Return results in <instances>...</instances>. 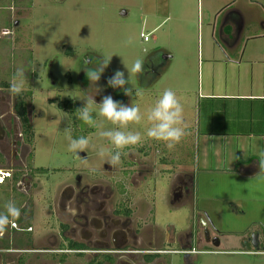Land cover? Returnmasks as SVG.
Masks as SVG:
<instances>
[{
  "label": "rangeland",
  "instance_id": "obj_1",
  "mask_svg": "<svg viewBox=\"0 0 264 264\" xmlns=\"http://www.w3.org/2000/svg\"><path fill=\"white\" fill-rule=\"evenodd\" d=\"M212 14L206 0H0L1 108L12 109L15 104V96L8 92L9 78L17 68H23L26 85L22 95L33 132L32 143L27 145L18 138L15 121L16 159L3 166L19 171L28 164V168L39 171L30 179L36 186L32 202L15 220L19 228L32 225L34 237L29 240L4 231L0 238V264H60V254L17 252L42 249L47 242L59 243L55 237L49 241L48 236L49 227L54 229L53 235L57 231L56 222L49 219L52 201L59 187L74 183L78 177L91 184L102 178L111 181L113 188L115 181L134 180L135 187L129 190L136 191L133 196L141 211L135 217L143 219L149 212L150 238L154 227L161 233L169 230L182 244L179 246L175 240L177 243L168 245L169 237L166 245L158 241L160 258L151 264H264V174L245 177L238 169L226 171L223 161L227 155L223 158L221 151L220 157L215 158L220 162L213 161L210 152L209 169L200 172L202 155L207 151V144L201 143L204 134L221 128H246L235 121L224 127L214 125L222 123L225 116L208 113L212 101L204 97L206 77L200 65H205L207 57L218 58L212 57L218 53L210 40ZM217 37L216 33L214 41L221 46ZM109 57L102 75L106 81L116 71L124 72L127 79L126 68L138 57L143 58L145 68L143 74H130V85H126L141 88L143 94L139 97L125 96L118 88L104 90L100 80L96 85L102 89L100 93L115 94L119 100L126 98V106L132 103L141 112L140 123H130L127 128L139 131L141 142L126 148L127 153L123 150L118 165L110 164L107 156L97 155L100 149L114 151L108 139L99 135L100 131L115 130L111 122L96 116L98 110H94V117L102 120L99 129L89 128L79 120L74 126L72 119L57 108L63 102H73L79 109L84 107L82 93L90 84L80 74L85 73V67ZM153 63L157 64V75L148 70L149 66L154 67ZM165 89H171L182 105V127L186 130V135L171 149L144 136L149 126L146 113ZM101 99L100 94L94 97L97 104ZM244 111L248 116L250 109ZM12 116H7L6 122ZM69 134L86 136V150L78 155L70 152ZM122 172L128 173L124 179ZM23 179H27L25 175ZM179 180L188 184V192L184 189L182 196L172 191ZM9 190L7 186L0 187V211L4 203L15 199L6 198ZM200 216L208 224L209 239H216L219 244L203 240L202 231L198 230ZM187 233L196 238L193 241V235L188 243L193 248L188 256L182 253L188 250L184 243ZM66 255L63 264H89L94 256ZM139 257L135 262L140 264Z\"/></svg>",
  "mask_w": 264,
  "mask_h": 264
},
{
  "label": "flooded vegetation",
  "instance_id": "obj_2",
  "mask_svg": "<svg viewBox=\"0 0 264 264\" xmlns=\"http://www.w3.org/2000/svg\"><path fill=\"white\" fill-rule=\"evenodd\" d=\"M84 63L88 64L85 58ZM153 65L154 67L149 66L148 70L156 74L157 64L155 65L153 63ZM81 75L85 76V73L80 74V77ZM102 77L103 76L100 78V87H104V90L111 91L112 88H106L107 81ZM86 81L88 80L86 79ZM100 96L104 97L109 95L103 92L100 93ZM111 97L114 101H118L122 104L125 103V105L127 104L125 101L126 98L119 100L115 94L111 95ZM2 101L3 100L0 99V156L4 160L3 164L7 165L6 162L12 164V161H14V158L16 159L17 155L14 150L16 146L14 139L17 133L15 130V121L19 126L18 138L20 139L21 134L20 123L14 112L15 104L12 106V109H2ZM11 113L13 114L12 120L6 122L7 119L5 118L11 116ZM127 150L128 149H124V152H129ZM157 153L156 151V154ZM128 154L130 155V153ZM122 156L121 153V158ZM146 157L145 155L144 158ZM13 171L11 180L4 185L10 189L9 193L15 191L17 194V198L12 201L17 204V207L20 208L21 215H23L28 202H32V193L36 186H34V180L32 181L33 183L31 182L30 179L33 178L28 176L26 169L19 171L13 169ZM17 173L21 174V176L13 184V177ZM24 175L27 179H23ZM127 176L128 173H121L123 179ZM125 181L126 183H123ZM114 184L115 187L113 188L111 181H106L102 178H97V184H91L89 180L85 181V179L78 177L74 183H66L59 187L60 189L58 188V191H56L57 193H55L58 195L56 199L52 201V214H49V219L56 222L57 231L53 235L54 229L52 227L48 228L50 229V233L48 234V236H50L49 241H51L52 237H55L58 241L60 240L59 243L49 244L47 242L42 245V249L37 247L27 248L17 253L31 254L37 252L46 254V252H49L51 254H60L62 255L59 261L60 264L65 262V256L69 253L80 257L82 254H93V259L89 264H98L99 262L102 264H139V262H135L139 256L141 259L140 264H151L160 258L158 241H162L161 244L166 245L169 237L170 243H168V245L179 242V246H182L179 239H174L169 230L161 233L158 230L156 231L153 227L152 238H150V232H148V227H150L149 222L151 221L148 215L149 212L147 211L144 214L145 217L143 219L135 217V213L138 214L139 212L141 213V211L138 204L135 202L137 197L133 196V193L136 191L132 193L129 190L135 187L134 185L136 183L133 179L115 181ZM187 189L188 184L179 180V182H175L172 191L176 192L174 193L176 196H182L183 190L187 193ZM187 195L188 194L185 196ZM30 217H32V215H30ZM15 220L10 222L5 232L8 231L9 233V231H13L10 233L20 234V236H25L29 240H32V237H34L32 235V225L19 228L16 226ZM12 224H15V227H12ZM201 231V237L206 243H218L216 239H209L211 234L205 222L202 225ZM3 234L4 232L0 233V238H2ZM193 235V233H187L185 236L187 239L184 243L188 245L185 249L188 250H182L184 255L188 256L192 253V247L188 243ZM175 240H177V242H174ZM194 240L196 242L195 235L193 236V241ZM4 251L12 253L9 249H4Z\"/></svg>",
  "mask_w": 264,
  "mask_h": 264
},
{
  "label": "crops",
  "instance_id": "obj_3",
  "mask_svg": "<svg viewBox=\"0 0 264 264\" xmlns=\"http://www.w3.org/2000/svg\"><path fill=\"white\" fill-rule=\"evenodd\" d=\"M206 6L213 13L210 40L218 52L212 54L218 58L207 57L205 65H200L206 77L204 97L212 101L208 113L225 116L222 123L214 125L224 127L235 121L246 128H221L204 134L201 143L207 144V151L202 155V170L198 171H208L210 152L212 160L220 162L215 158L221 151L223 158L227 155L223 161L226 171L238 169L245 177L263 175L259 159L264 152V0H206ZM216 33L221 46L214 41ZM245 109H250L248 116ZM239 164L243 166L238 168ZM199 219L198 230L204 222L208 227L205 217Z\"/></svg>",
  "mask_w": 264,
  "mask_h": 264
},
{
  "label": "clouds",
  "instance_id": "obj_4",
  "mask_svg": "<svg viewBox=\"0 0 264 264\" xmlns=\"http://www.w3.org/2000/svg\"><path fill=\"white\" fill-rule=\"evenodd\" d=\"M127 43V42H126ZM111 57L94 64L91 67H85V76L89 81V89L82 93L85 102L84 107L74 112L75 119L89 128L99 129L102 126V120L98 121L94 115L111 122L115 130L100 131L99 135L106 137L113 146L114 151L105 152L100 149L97 155L101 158L107 156L108 162L112 165H118L121 161V153L124 149L137 145L141 142V133L139 131H128L130 123L139 124L142 116L137 106L124 105L114 101L111 96H104L101 102L97 104L94 97L102 91L96 87L98 81L108 67ZM127 69L128 78L125 73L116 71L107 79V86L112 89H121L125 96L139 97L143 94L141 88L133 89L126 87L129 84L130 74H143L145 71L143 58H136ZM26 85L25 71L23 68H17L9 78L8 92L13 96H19L23 93ZM183 108L178 101L176 94L171 89H165L159 95L154 105L147 111L146 119L149 126L144 130V136L159 142H163L169 149L173 148L186 135V130L182 127ZM68 150L79 154L86 150L89 141L86 136L72 137L69 134ZM260 167L264 168V152L260 154ZM3 210L0 211V233H3L10 222L20 216V208L14 201H8L3 204Z\"/></svg>",
  "mask_w": 264,
  "mask_h": 264
},
{
  "label": "trees",
  "instance_id": "obj_5",
  "mask_svg": "<svg viewBox=\"0 0 264 264\" xmlns=\"http://www.w3.org/2000/svg\"><path fill=\"white\" fill-rule=\"evenodd\" d=\"M15 101L16 102L14 105V112H15V115H16L17 119L19 120V123H20L21 140L23 142H26L27 145H31L32 140H33V138H32L33 132H32L30 122H29L28 117H27V113H26V101L23 98L22 94L19 96H15ZM50 103H52V102H50ZM57 108L59 110H61L62 112H65L72 119V122H74V126L79 124L78 120L75 119V115H74V112L77 109H79V107L76 104H74L73 102H63V103H59L57 105ZM31 155L32 154H30L28 156V158L31 157ZM3 162H4V160L0 156V164L3 165ZM25 169L27 170V174L30 177H33L34 173L39 172L38 170L28 168V164H27ZM20 176H21V174H19V173L14 175L13 184L19 179ZM4 186H2V187H4ZM11 195H12V197L17 198V194L15 193V191L10 192L9 194L6 193V198L7 197L12 198ZM98 264H102V263L99 262Z\"/></svg>",
  "mask_w": 264,
  "mask_h": 264
},
{
  "label": "built area",
  "instance_id": "obj_6",
  "mask_svg": "<svg viewBox=\"0 0 264 264\" xmlns=\"http://www.w3.org/2000/svg\"><path fill=\"white\" fill-rule=\"evenodd\" d=\"M143 41L147 42L148 38L143 36ZM13 169L7 166H3L0 164V186L6 184L9 180H11L13 175ZM12 227H15V224H12Z\"/></svg>",
  "mask_w": 264,
  "mask_h": 264
}]
</instances>
